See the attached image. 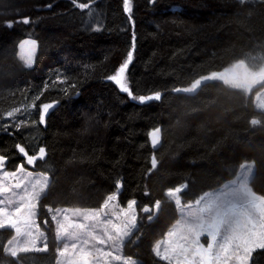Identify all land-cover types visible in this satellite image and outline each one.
Returning a JSON list of instances; mask_svg holds the SVG:
<instances>
[{
	"label": "trees",
	"instance_id": "1",
	"mask_svg": "<svg viewBox=\"0 0 264 264\" xmlns=\"http://www.w3.org/2000/svg\"><path fill=\"white\" fill-rule=\"evenodd\" d=\"M131 7L129 16L123 0H0V156L9 170L22 163L50 177L39 199L46 250L14 255L13 230L0 227V264H56L49 208H98L118 185L120 206L136 200L138 225L123 244L135 264H171L153 252L177 217L166 189L180 187L182 203L195 201L246 162L248 188L264 196V111L216 76L264 63V0H131ZM133 34L128 86L133 95L159 93L144 104L107 79ZM28 39L37 41L32 67L19 56ZM41 103L53 104L43 125ZM19 146L35 156L31 164ZM249 264H264V247Z\"/></svg>",
	"mask_w": 264,
	"mask_h": 264
},
{
	"label": "rangeland",
	"instance_id": "2",
	"mask_svg": "<svg viewBox=\"0 0 264 264\" xmlns=\"http://www.w3.org/2000/svg\"><path fill=\"white\" fill-rule=\"evenodd\" d=\"M19 56L22 58V45ZM229 87L252 94L254 106L264 111V63L258 69L234 64L219 73ZM194 88L191 84L187 90ZM151 144L160 141L159 128L149 133ZM19 151L31 164L23 146ZM41 151L38 156H42ZM251 165L242 163L236 176L207 190L195 201L182 203L180 187L166 189L177 206V217L159 238L153 252L171 264H249L251 253L264 247V196L247 186ZM50 177L22 163L15 169L5 168L0 156V227H10V248L14 255L26 251L46 250V230L39 220V199L46 191ZM117 189L98 208L59 206L49 216L55 231L56 264H135L123 252L124 241L138 225L136 200L125 206L117 202ZM154 205L152 214L157 210ZM144 211H150L144 208ZM47 224V222H46Z\"/></svg>",
	"mask_w": 264,
	"mask_h": 264
},
{
	"label": "snow or ice",
	"instance_id": "3",
	"mask_svg": "<svg viewBox=\"0 0 264 264\" xmlns=\"http://www.w3.org/2000/svg\"><path fill=\"white\" fill-rule=\"evenodd\" d=\"M72 2L76 4V0H72ZM77 7L84 9L87 8L88 5L81 3V4H77ZM123 9L124 12L128 13L130 16L132 12L131 0H123ZM24 22L29 23L28 20H25ZM21 47L23 49L22 58L24 59L26 66L32 67L34 57L36 54L37 41L34 39L31 41H25V44L22 45ZM134 51H135V35L133 34L131 50L127 52L126 59L115 71V74L108 76L107 79L109 81H113L116 85H118L119 91L122 93H126L133 101H138L140 104H144L147 102H151L154 99H158L159 93H151L149 95H133V92L130 90L128 86L126 72L129 68V65L133 61ZM64 82H65L64 80H60V83H64ZM72 87L74 88L75 85L73 84ZM65 91H67V89H65ZM36 99H39V96H37ZM52 108H53L52 103H41L39 105L38 115H39V122L41 125L46 123V117L49 114V110Z\"/></svg>",
	"mask_w": 264,
	"mask_h": 264
},
{
	"label": "water",
	"instance_id": "4",
	"mask_svg": "<svg viewBox=\"0 0 264 264\" xmlns=\"http://www.w3.org/2000/svg\"><path fill=\"white\" fill-rule=\"evenodd\" d=\"M242 67H243V64H242ZM216 76L219 77L220 79L224 78L223 76H220L219 74H217ZM210 77H212V75ZM196 84H197V82H196Z\"/></svg>",
	"mask_w": 264,
	"mask_h": 264
},
{
	"label": "crops",
	"instance_id": "5",
	"mask_svg": "<svg viewBox=\"0 0 264 264\" xmlns=\"http://www.w3.org/2000/svg\"><path fill=\"white\" fill-rule=\"evenodd\" d=\"M259 248H261V247H259ZM257 249V248H256ZM160 258V257H159ZM162 259V258H161Z\"/></svg>",
	"mask_w": 264,
	"mask_h": 264
}]
</instances>
